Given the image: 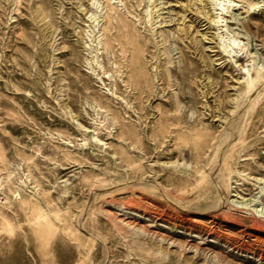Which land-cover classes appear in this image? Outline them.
I'll use <instances>...</instances> for the list:
<instances>
[{
    "label": "rangeland",
    "instance_id": "rangeland-1",
    "mask_svg": "<svg viewBox=\"0 0 264 264\" xmlns=\"http://www.w3.org/2000/svg\"><path fill=\"white\" fill-rule=\"evenodd\" d=\"M0 264H264V0H0Z\"/></svg>",
    "mask_w": 264,
    "mask_h": 264
}]
</instances>
